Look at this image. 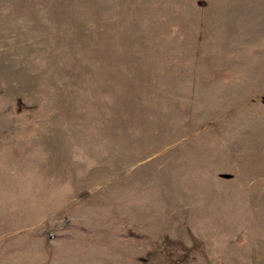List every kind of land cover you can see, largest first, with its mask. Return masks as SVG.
<instances>
[{
    "label": "rangeland",
    "instance_id": "obj_1",
    "mask_svg": "<svg viewBox=\"0 0 264 264\" xmlns=\"http://www.w3.org/2000/svg\"><path fill=\"white\" fill-rule=\"evenodd\" d=\"M0 264H264V0H0Z\"/></svg>",
    "mask_w": 264,
    "mask_h": 264
}]
</instances>
